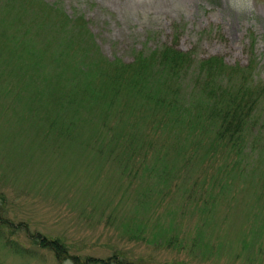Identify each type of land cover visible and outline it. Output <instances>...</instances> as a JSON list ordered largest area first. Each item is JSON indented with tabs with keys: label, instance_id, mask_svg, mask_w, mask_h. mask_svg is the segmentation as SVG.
<instances>
[{
	"label": "rangeland",
	"instance_id": "obj_1",
	"mask_svg": "<svg viewBox=\"0 0 264 264\" xmlns=\"http://www.w3.org/2000/svg\"><path fill=\"white\" fill-rule=\"evenodd\" d=\"M47 1L85 15L111 60L176 45L196 60L244 66L253 50L264 78V0ZM18 64L0 61V217L32 254L0 243V264H60L34 243L40 233L61 238L81 264L115 254L129 264H264V110L240 155L208 158L172 124L155 132L123 97L101 115L85 110L76 131L47 137L10 108ZM179 93L188 99L187 88Z\"/></svg>",
	"mask_w": 264,
	"mask_h": 264
},
{
	"label": "trees",
	"instance_id": "obj_2",
	"mask_svg": "<svg viewBox=\"0 0 264 264\" xmlns=\"http://www.w3.org/2000/svg\"><path fill=\"white\" fill-rule=\"evenodd\" d=\"M12 58L19 64L15 88L9 91L10 108L14 114L19 110L22 120L42 125L38 133L47 137L76 131L85 110L96 107L101 115L121 104L123 97L126 108L138 110L141 123H156L154 131L162 133L175 125L181 135L192 137L194 151L199 139L209 158L220 151L242 152L264 110V78L253 50L244 66L230 65L217 55L196 60L176 45L149 54L140 51L132 62L111 60L102 53L85 15L71 16L47 0H0V61L9 63ZM186 88L188 99L182 100L179 92ZM234 163L242 169L240 159ZM215 174L216 180L219 169ZM7 225L0 217L1 245L24 254L27 251L11 231L4 232ZM35 243L54 251L61 262L70 258L80 264L59 238L43 236Z\"/></svg>",
	"mask_w": 264,
	"mask_h": 264
}]
</instances>
